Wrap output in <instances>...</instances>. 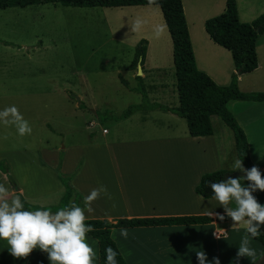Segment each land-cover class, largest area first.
I'll list each match as a JSON object with an SVG mask.
<instances>
[{"label":"crops","instance_id":"crops-1","mask_svg":"<svg viewBox=\"0 0 264 264\" xmlns=\"http://www.w3.org/2000/svg\"><path fill=\"white\" fill-rule=\"evenodd\" d=\"M181 1L197 68L217 84L228 85L236 70L231 52L215 43L204 27L207 18L224 11L225 0ZM236 6L241 22H251L264 12V0H236ZM118 7L149 11L157 7V11L161 10L156 4ZM158 13L161 39L166 43L162 48L166 47L167 54H163L159 38L154 33L143 34L148 41L143 64L150 69L145 72L143 82L150 101L176 106V81L174 83L173 78L167 81L160 73L161 55L168 58L172 55L173 58V46L162 12ZM256 55L257 67L238 75V87L243 92H264V30L256 41ZM3 65L5 61L0 59L1 69ZM16 78L14 82L19 81ZM125 80L126 85L115 80L116 89L124 94L135 91V85ZM83 85L85 89L79 95L80 100L88 101L87 110L92 111L93 104L104 106L107 103L101 100L111 99L102 96L105 94L102 88L101 92L87 82ZM9 86L10 81L0 83V95L5 98L12 95ZM227 107L246 134L251 162L264 170V100H230ZM216 118L219 117L213 115L211 118L212 134L191 136L182 117L163 109L137 110L124 119L113 120L111 131L102 129L105 135L97 137L89 133V140L67 146L59 159L51 161L40 159L36 148L5 146L4 139L0 160L4 159L9 165V176L14 184L2 170L0 183L5 184L11 196L20 195L22 202L31 205L53 194L61 198L64 186L55 171L59 166L64 173H74L71 184L83 198L92 189L102 185L107 187L111 199L102 193L92 202L91 211L85 208L87 219L113 221L120 217L183 215L213 218L206 223L113 227L111 237L126 264H199L196 258L199 251L206 253L209 262L218 257L220 264H248L252 262L248 257L236 260L241 240L247 235L244 226L233 227L232 220H216V216L209 213L226 214L223 207L213 197L204 198L195 191L203 173L222 167L234 169L233 162L238 158L231 129L222 120L217 122ZM88 123L93 126L97 121L90 118ZM253 195L264 205V191H256ZM230 206L235 207V204ZM120 228L129 230L127 239L120 235ZM260 231H264V225L260 226ZM216 232L221 238H216ZM249 239L250 247L257 253L256 259L262 253L263 245L256 238L249 236ZM88 241L97 253L95 264H99L98 241L90 234ZM36 251V255L45 253L39 248ZM9 258L11 262H8ZM18 261L19 258L12 256L9 250L0 258V264H21Z\"/></svg>","mask_w":264,"mask_h":264},{"label":"rangeland","instance_id":"rangeland-1","mask_svg":"<svg viewBox=\"0 0 264 264\" xmlns=\"http://www.w3.org/2000/svg\"><path fill=\"white\" fill-rule=\"evenodd\" d=\"M156 8L149 11L52 3L0 8V59L5 61L4 68H0V83L10 81L9 89L13 92L7 98L0 95V109L15 105L32 128L30 135L20 136L14 125L0 122V147L5 145L7 137L5 146L36 148L40 159L51 161L59 159L67 146L89 140V133L99 137L105 135L103 128L111 131L113 116L142 102L141 93L135 89L125 94L119 92L115 80L121 81L122 77L135 88L140 83L145 86L143 77L149 68L142 65L141 80H138L137 62L132 64V61L137 42L147 39L143 34H152L154 28H160L157 21L161 10ZM136 17L142 18L145 24L139 33H132L129 22ZM161 35L159 44L163 54H167L166 47L162 48L166 43ZM163 54L160 73L167 81L173 78L175 83L172 55L168 58ZM15 78L19 81L14 82ZM84 82L98 91L102 88L105 93L102 96L111 99L96 100L107 104L99 107L93 104L92 111L87 110L88 101L78 100L85 89ZM89 96L93 98V94ZM81 102L85 107H79ZM90 118L97 123L90 126ZM216 121L221 122L220 118ZM60 199L53 194L38 199L34 205L56 212L54 207ZM6 250H9L7 241L0 239V258ZM11 261L9 258L8 262ZM18 262L50 264L48 254L36 255L34 251Z\"/></svg>","mask_w":264,"mask_h":264},{"label":"trees","instance_id":"trees-1","mask_svg":"<svg viewBox=\"0 0 264 264\" xmlns=\"http://www.w3.org/2000/svg\"><path fill=\"white\" fill-rule=\"evenodd\" d=\"M44 3L78 7L158 5L172 40L178 104L176 106H166L160 103H150L145 87L140 83L135 90L141 93L142 102L128 106L120 114L112 118L115 120L124 119L140 109L158 108L184 118L191 136H204L213 133L211 118L216 115L231 129L234 136L236 155L243 161L244 167L250 169L255 166L249 157L246 134L228 109L227 103L230 100H264V92H243L238 87V75L250 72L257 67L256 41L258 35L264 30V12L251 22H241L238 18L236 0H225L224 11L205 20L204 27L206 32L215 43L231 52L236 69L228 85H219L207 73L196 66L181 0H151V2L150 0H0V8L25 7ZM147 44L148 41L145 38L137 42L132 64L140 60L141 65H143ZM136 78L141 80L140 76H136ZM121 81L123 84H127L122 77ZM79 107L85 106L81 102ZM0 170L9 176V165L5 160H0ZM55 171L64 186V193L54 210L57 211L72 202L82 208L85 207L83 196L71 184L74 173H64L59 166L55 168ZM260 171L264 174V170ZM241 175L243 173L239 170L225 167L205 172L195 186V191L204 198H211L214 193L209 186V181L217 182L228 177L236 178ZM9 178L11 183L14 184L10 176ZM22 203L26 210L42 209L38 205H31L25 201ZM222 215H225L224 220H231L226 214ZM215 219L221 221L217 216ZM212 220L213 218L208 215H183L171 217H120L113 221L90 218L87 219L86 223L92 225L95 229L88 234L98 241L99 264H106L105 249L109 246L119 253L117 256L118 264H126L116 242L111 237V229L113 227L193 224L206 223ZM256 239L262 243L264 250V231H260V235Z\"/></svg>","mask_w":264,"mask_h":264},{"label":"clouds","instance_id":"clouds-1","mask_svg":"<svg viewBox=\"0 0 264 264\" xmlns=\"http://www.w3.org/2000/svg\"><path fill=\"white\" fill-rule=\"evenodd\" d=\"M129 24L132 33H139L145 21L136 17ZM153 31L155 37L159 38L162 29L156 27ZM0 122L14 125L20 136L32 132L29 122L15 105L0 109ZM232 167L244 175L208 183L214 193L212 197L223 207L226 216L231 218L233 227L243 225L247 233L238 248L237 262L242 257H248L252 264H256L257 253L250 247L249 236L259 237L260 226L264 225V205L253 195L256 191H264V174L257 166L245 168L239 158L234 160ZM102 193L108 194L106 186L92 189L84 197L83 208L72 202L56 212L33 211L24 208L20 195L11 196L5 184L0 183V239L7 241L10 254L15 258H27L39 248L48 254L50 264H95L97 253L88 241V233L95 229L86 223L85 208L91 211L92 202L100 198ZM233 203L235 207L230 206ZM209 215H215L221 221L225 219V215L220 213L211 212ZM119 232L123 238H128L127 228H120ZM214 235L217 239L221 238L217 232ZM105 253L106 264H118L119 253L116 250L109 246ZM196 258L199 264H220L218 257L209 262L204 251L196 252Z\"/></svg>","mask_w":264,"mask_h":264},{"label":"water","instance_id":"water-1","mask_svg":"<svg viewBox=\"0 0 264 264\" xmlns=\"http://www.w3.org/2000/svg\"><path fill=\"white\" fill-rule=\"evenodd\" d=\"M142 74V65L140 60L137 62V75H141ZM78 100L80 101V99L78 98ZM256 260V264H264V250L262 251V253L255 259ZM248 264H252V262L248 263Z\"/></svg>","mask_w":264,"mask_h":264}]
</instances>
